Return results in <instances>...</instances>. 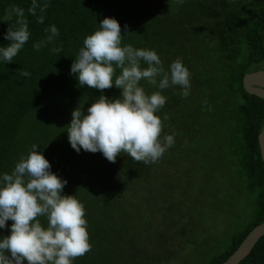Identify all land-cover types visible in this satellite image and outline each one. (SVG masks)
Segmentation results:
<instances>
[{"label":"trees","instance_id":"trees-1","mask_svg":"<svg viewBox=\"0 0 264 264\" xmlns=\"http://www.w3.org/2000/svg\"><path fill=\"white\" fill-rule=\"evenodd\" d=\"M14 8L23 10V17L13 12L11 20L4 21ZM34 13L33 0H0V45L9 43L4 34L19 26L18 19L27 22L30 33L13 61H0V174H10L38 145L51 171L67 180L62 195H74L83 204L91 244L73 264H181L173 260L192 239V226H185L188 235L182 231L172 236L181 240L179 251L151 240L149 233L160 224L148 225L154 213L143 209L153 208V196L139 192L138 185L152 181L160 163L185 164L183 175L189 179L182 191L207 206L226 189L222 196L241 207L234 232L224 229L216 235L217 244L208 251L203 245L183 261L221 264L264 221V162L258 144L264 100L242 84L245 74L264 69V0H36ZM104 17L120 24L122 45L154 50L165 71L179 59L190 73L186 97L180 86L160 90L140 81L146 94L159 91L166 97L155 115L162 121L161 141L165 135L174 137L154 163L137 162L123 153L112 163L99 151L77 153L68 142L65 129L74 108L86 113L101 94L120 95L115 86L103 93L81 87L70 73L84 37L97 30ZM50 25L59 35L49 42ZM141 67L146 65L141 62ZM24 71L30 75H21ZM196 216H191L192 224ZM201 217L204 225L215 222L214 212L202 211ZM38 219L47 225L46 217ZM11 223L6 222L0 235H8ZM228 235L230 239L221 240ZM209 236L205 229L202 242H210ZM239 264H264V235Z\"/></svg>","mask_w":264,"mask_h":264},{"label":"clouds","instance_id":"clouds-1","mask_svg":"<svg viewBox=\"0 0 264 264\" xmlns=\"http://www.w3.org/2000/svg\"><path fill=\"white\" fill-rule=\"evenodd\" d=\"M35 7L33 0V14ZM13 12L23 17V10L14 8L4 21L11 20ZM39 22H43L42 16ZM16 24L19 26L9 27L4 34L9 43L0 45V61L4 63L13 61L30 37L25 20L18 19ZM124 27L126 32L127 25ZM46 31L49 42L59 35L55 25ZM33 47L38 50L40 44ZM141 62L146 67H141ZM116 69H120L118 75ZM70 73L81 87L101 93L113 86L120 89L116 98L101 94L86 113L81 107L72 110L65 130L77 153L82 149L99 151L112 163L123 153L148 164L173 145V135H165L161 141L162 121L155 115L166 97L159 91L146 94L140 81L160 90L180 86L181 95L186 97L190 73L182 61L171 62L165 71L154 50L122 45L120 24L113 17H104L99 28L84 37ZM21 75L28 77L30 73ZM37 146L20 158L10 174H0V229L12 221L8 235H0V264H73L91 249L83 204L74 195H62L67 180L51 171L50 162ZM39 217H46V226Z\"/></svg>","mask_w":264,"mask_h":264},{"label":"rangeland","instance_id":"rangeland-1","mask_svg":"<svg viewBox=\"0 0 264 264\" xmlns=\"http://www.w3.org/2000/svg\"><path fill=\"white\" fill-rule=\"evenodd\" d=\"M199 156H202L200 152ZM163 166L165 170L162 172L160 168ZM177 166L173 163H160L155 166L153 175L156 176L152 181H143L138 185V191L142 193H150L153 196V208L148 210V207H144L143 211H153L154 216L152 220L148 223L150 226H157L160 224L159 229L155 232H150L151 240H157V242H166L172 244L171 250L179 251L177 244L181 242L180 238H174V235H180L182 231L186 233L185 226H192V239L186 244V248L181 252L180 256L173 260V263L179 261L183 264L185 256L190 252L202 247L204 245L205 250L212 246V244L218 241V236L221 231L228 230V234L235 231L238 223V213L241 208L236 202L231 205L225 197L222 196V192L226 191L223 189L222 192L215 195L213 198L209 199L207 206H203L200 198H192L190 192L182 191V187L185 185L186 178L183 175L184 169L187 166L184 164ZM183 175V176H182ZM192 204V205H191ZM130 210H133L130 207ZM197 210V216L196 212ZM202 211L214 212L215 222L210 221L208 224H203L202 222ZM191 216H196L194 223L192 224ZM200 226V227H197ZM206 226V228H205ZM207 229L211 236L210 242L208 240L203 241L204 231ZM167 236L164 237V235ZM188 235V234H187ZM209 236V237H210ZM208 237V238H209ZM230 239V235L224 236L221 240L227 241ZM217 244V243H216ZM215 244V245H216ZM193 262L192 264H194ZM199 264V262L197 263Z\"/></svg>","mask_w":264,"mask_h":264},{"label":"water","instance_id":"water-1","mask_svg":"<svg viewBox=\"0 0 264 264\" xmlns=\"http://www.w3.org/2000/svg\"><path fill=\"white\" fill-rule=\"evenodd\" d=\"M242 84L246 92L264 100V69L245 74ZM260 156L264 162V127L258 134ZM264 235V221L253 227L242 239L238 247L221 264H239L252 250L258 239Z\"/></svg>","mask_w":264,"mask_h":264}]
</instances>
